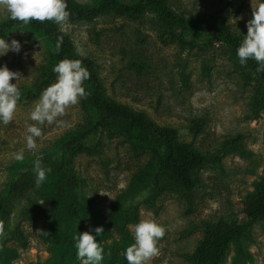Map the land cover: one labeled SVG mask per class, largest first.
<instances>
[{
    "label": "rangeland",
    "instance_id": "rangeland-1",
    "mask_svg": "<svg viewBox=\"0 0 264 264\" xmlns=\"http://www.w3.org/2000/svg\"><path fill=\"white\" fill-rule=\"evenodd\" d=\"M171 4L178 11L205 21L225 19L245 35L246 22L252 15L251 0H172ZM7 16L6 9L0 6V19ZM236 17L242 19L235 21ZM62 27L71 34L78 50L96 61L106 94L113 100L148 114L160 125L177 128L181 139L199 149L212 151L228 136L243 135L250 152H231L223 155L220 163L203 166L197 172L199 184L191 196L167 192L158 198L156 206L138 199V219L130 225L148 218L165 227V235L158 242L159 254L149 264H185L184 253L191 252L203 236L205 221L224 218L236 223L243 218L242 202L264 172V109L259 116L250 115V101L256 88L254 74L239 63L226 44L213 40L194 46L171 42L163 36L164 29L152 14L132 17L108 11L91 20H67ZM12 39L21 43V50L0 56V65L7 64L10 70L21 74V99L13 120L0 124V186L14 153L37 151L81 125L86 116L79 100L66 109L60 118L63 123L38 125L41 136L35 138L37 147L27 149L26 126L36 123L29 119V112L42 91L27 98L22 87L35 83L48 47L28 30L12 32L9 42ZM148 158L128 138L105 131L75 157V166L85 181L83 192L101 212L108 213L132 174ZM20 206L15 208L11 228L20 223L26 235L25 244L7 236V243L18 249L12 264H49L54 250L41 236L44 220L21 219L17 210ZM86 228H91L89 222ZM110 230L111 235L101 242L102 264H109L110 256L121 259L124 253L119 246L111 245L113 241L120 242L121 236L113 224ZM248 244L253 258L247 264H264V219L252 226ZM234 255L235 245L231 244L220 264H233Z\"/></svg>",
    "mask_w": 264,
    "mask_h": 264
},
{
    "label": "trees",
    "instance_id": "trees-1",
    "mask_svg": "<svg viewBox=\"0 0 264 264\" xmlns=\"http://www.w3.org/2000/svg\"><path fill=\"white\" fill-rule=\"evenodd\" d=\"M172 0H66L68 21L91 20L105 12L142 17L155 15L171 42L194 46L200 42L216 41L228 45L236 54L243 38L242 32L225 19L205 21L202 17L176 10ZM16 30H28L43 40L48 47L46 61L32 86H23L22 93L34 98L44 86L55 81L53 66L61 59H79L90 72L83 82L87 96L80 99L86 111L84 122L72 128L35 152L24 153V159L14 158L7 165V174L0 186V264H12L18 255L16 246L7 243V236L25 244V233L16 223L11 228L15 208L21 219L35 222L44 220L41 236L49 242L54 256L49 264H78L73 236L77 232L103 226L104 232L96 237L100 242L111 235L113 224L121 241H113L124 251L134 242L129 226L138 219V199L156 206L158 198L167 192L191 196L199 184L197 172L206 165L220 163L223 155L238 152L247 155L243 135L228 136L212 151L199 149L181 139L177 128L164 126L148 114L117 102L106 94L104 80L96 61L81 53L71 34L53 21L33 20L28 24L13 21L9 16L0 19V37H9ZM248 70L254 74L256 88L250 101V115L259 116L264 109V71H257V62L249 59ZM121 135L129 139L136 150L149 155L147 161L131 176L108 213H103L84 192V178L75 166V157L86 150L99 135ZM40 161L51 169L45 181L36 186L33 166ZM243 218L233 223L227 219L208 220L203 223L204 233L191 252L184 253L185 264H220L231 244L235 245L233 264H247L253 255L248 240L252 226L264 219V172L243 202ZM108 215V216H107ZM90 228V229H91ZM46 232V233H45ZM109 264H126V259L109 258Z\"/></svg>",
    "mask_w": 264,
    "mask_h": 264
},
{
    "label": "clouds",
    "instance_id": "clouds-1",
    "mask_svg": "<svg viewBox=\"0 0 264 264\" xmlns=\"http://www.w3.org/2000/svg\"><path fill=\"white\" fill-rule=\"evenodd\" d=\"M0 6L6 9L13 21L28 24L36 21H53L61 26L66 23L69 12L66 0H0ZM252 15L246 22L247 34L243 35L236 55L241 65L249 59L257 62V71H264V0H251ZM235 21L242 17L234 18ZM19 52L21 43L8 37H0V56L9 51ZM55 81L42 90L39 99L34 102L29 112V119L36 123L26 126V147L29 150L37 147L35 138L41 136L38 125L60 124L69 106L76 105L87 93L83 82L90 77L86 66L79 59L64 58L53 66ZM15 78V82H11ZM22 76L18 71L10 70L7 64L0 65V124H8L13 120L18 102L21 99L19 81ZM17 161L24 159L23 150L14 153ZM35 184H42L51 169L45 168L40 161L33 166ZM132 230L133 240L124 251L127 264H149L159 254L158 242L165 235V227L154 219L141 218ZM104 232L103 226H96L87 231L77 232L73 236L76 257L80 264H102L104 249L96 238ZM46 233V232H45Z\"/></svg>",
    "mask_w": 264,
    "mask_h": 264
}]
</instances>
